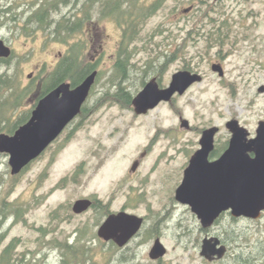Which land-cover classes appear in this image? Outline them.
<instances>
[{
  "label": "rangeland",
  "instance_id": "374dc122",
  "mask_svg": "<svg viewBox=\"0 0 264 264\" xmlns=\"http://www.w3.org/2000/svg\"><path fill=\"white\" fill-rule=\"evenodd\" d=\"M155 1L138 0L137 4L148 6ZM41 2L0 0V39L13 52L10 62L0 66V74H7L18 87H36L39 80L33 79L53 71L71 44L84 46L85 63L95 52L87 35L91 22L87 26L83 22L81 31L66 42L51 39L42 31L29 36L23 28L25 18ZM81 3L88 10L89 0H76L69 6L60 4L55 18L71 13L78 18ZM3 9H9V14H2ZM151 13L138 25L140 30L131 42L130 32L119 36L116 22L101 21L106 32L112 34L111 46L120 38V48L115 51L107 47L100 62V76L87 99L85 117L71 123L18 175L11 174L9 155L2 153L0 203L6 200L13 205L5 207L7 215L0 218V254L13 243V258L19 264H121V253L130 255L129 264H155L148 256L151 242H135L120 251L97 235L95 223L104 219L103 209L73 218L71 204L86 195H96L103 203L116 196L114 207L118 208L125 199L122 193L133 185L147 196L154 195L153 199L149 197L153 209L162 207L165 197L173 196L184 178L187 152L197 147L203 129L221 125V138L227 140L230 131L226 122L240 110L243 120L251 125L250 86L243 85L238 95L236 78L239 65L244 63L249 68L254 49L264 40V0H165ZM219 27L226 34L222 45L215 42ZM199 28L200 33H195ZM121 50L125 53L124 73L117 64ZM169 52L175 55L166 61L164 54ZM219 59L224 62V77L211 68ZM180 70L201 73L203 80L146 114H136L132 102L122 105L112 98L123 87L133 100L153 77L165 85L163 88L168 87L172 75ZM36 101L32 93L25 95L10 122L28 112L31 115ZM181 119L187 120L190 127L181 126ZM135 161L139 163L133 171ZM17 205L25 209L20 219L14 214L16 207L12 208ZM136 213L146 211L137 209ZM163 242L167 248L163 264L177 263L182 258L185 264L189 258L195 259L193 264L203 263L194 245L179 246L170 232ZM245 247V253H250L249 245ZM235 252L234 248L230 251Z\"/></svg>",
  "mask_w": 264,
  "mask_h": 264
},
{
  "label": "water",
  "instance_id": "95a60500",
  "mask_svg": "<svg viewBox=\"0 0 264 264\" xmlns=\"http://www.w3.org/2000/svg\"><path fill=\"white\" fill-rule=\"evenodd\" d=\"M185 11L188 12L189 9ZM11 56L12 49L0 39V57ZM212 70L221 77L224 76L221 64L214 63ZM31 76L32 73L29 74ZM97 76L98 71L93 70L74 86L69 81L59 83L38 101L27 122L12 134L0 133V152L9 155L13 176L20 174L40 157L79 115ZM202 80L201 73L180 70L172 75L168 87L161 88L153 78L133 98L134 111L145 114L161 102L171 101L175 94L183 95L192 85ZM182 126L188 127L189 122L183 119ZM226 127L231 132L230 143L225 153L215 162H208L207 156L213 148L218 128L214 126L202 132L201 147L191 157L184 171L182 184L176 192L177 199L190 204L204 224L210 223L228 209L232 210L234 216L246 217H257L264 210L263 136L258 142L248 141L247 130L236 119L229 120ZM251 150L257 151L256 158L249 156ZM137 166L138 163L135 162L132 169L136 170ZM212 184L215 186L211 187ZM90 206L91 200L78 199L73 204V211L81 213ZM142 223L143 218L134 214H112L99 227L98 236L106 241L112 239L122 247L137 233ZM212 241H204L201 254L210 260L215 256L222 258L227 248L222 246L217 249L219 241ZM166 252V247L157 240L149 255L152 259H158Z\"/></svg>",
  "mask_w": 264,
  "mask_h": 264
},
{
  "label": "flooded vegetation",
  "instance_id": "af4514ba",
  "mask_svg": "<svg viewBox=\"0 0 264 264\" xmlns=\"http://www.w3.org/2000/svg\"><path fill=\"white\" fill-rule=\"evenodd\" d=\"M120 6L124 9L125 15H127L129 10V0H119V6L116 10H114L113 0H89L88 10L90 14L89 15L90 20H85V26H87V24L91 22L90 29L87 30V35L90 36V48L93 47L96 48L94 54L91 56L90 62L85 63V61H83L87 66V71L84 77L89 73H91L93 70H97L98 71L97 79H98L101 73L100 62L106 56L107 47L108 46L114 47L115 51L118 48H120V41H121V40L119 41L120 38L116 39L114 45L111 46L109 40H112V34L107 33L106 28L101 23V21L102 22L110 21L112 23L113 22L117 23L116 17L114 16V12H118L120 10ZM79 10L82 14V15L80 14L79 17L81 18L84 16L86 17L87 6L82 4V6L79 7ZM118 25H115L116 31L119 34V36L121 35L122 38L123 35H125L123 30L124 28L122 29L120 27L121 28L120 29ZM58 63L59 61L56 63V65H54V67H56ZM214 63H219L222 65L225 76L224 62L219 59L217 61H214L212 65ZM84 77L81 79V81L84 79ZM153 78L157 80L156 77ZM157 82L161 88L165 86L159 83L160 81L157 80ZM245 84H248L250 86V91H251L250 99H249L250 118H252L251 125H249L248 122H245L243 120L242 118L243 112L241 110L237 111L236 114L232 116V119H236L239 122V124L247 130L248 141L257 140L256 142H258L259 138L263 136L262 143H264V40L260 43V45L257 48L254 49L252 58L250 60L249 68H246L244 63L239 65L238 67V73L236 78L238 95L242 93L240 89ZM145 85L146 83L144 84V86ZM37 103L35 104V106L37 105ZM86 104H87V100L85 101L82 107V111L83 108L86 106ZM82 111L79 113V115L76 118H74V120L71 123H73L79 117L82 116L83 113ZM138 115L140 116L141 114ZM182 120L183 119H181V126H182ZM69 125L66 128H68ZM214 126H216L218 130L214 137L213 148L209 151L207 156L208 162L217 161L225 153V151L229 146L230 138H231V132H230V137L227 140H222L221 134L223 128L221 125L211 124L207 128ZM189 127L190 125L186 128ZM205 129L201 131V136H202V132ZM200 147L201 144L199 141L196 148H193L187 152L189 157L186 163L184 164V166L187 167L189 165L191 157ZM248 154L251 158H256L258 153L255 150H251L249 151ZM135 162L139 163L138 161ZM143 181L144 179L142 180V182ZM182 181L176 185V188L174 190V195L169 198L165 197L164 200L165 203L163 204L162 207H159L157 209H153V207H151V201L149 200L150 198L153 199L154 195L147 196L143 191L140 192V190L134 189V186L132 185L130 186L129 189L124 190V192L122 193L125 199L118 208L114 207L115 202L117 201L116 196L109 197L107 199V202L103 203V201L96 195L95 196L86 195V196H81L78 199L85 198L91 200V206L87 210L81 213H76L73 211V204L75 203V201L78 200L76 199L74 203H72L70 206L72 211L70 212V214L73 218H75L82 216L90 211H94L97 208L99 209V212L100 210L103 209L102 214L105 215L104 219L100 221V223L98 222L95 223L96 226H98V229L102 225V223L107 219L108 216L112 214H117L119 212H126L143 218V223L140 229L127 242V244H125L122 247H120L112 239L106 241L105 239L100 238L98 236L100 239L104 240L105 242L111 243V245L116 246V248L119 249L120 251H122V249L129 247L135 242L138 243L151 242L152 243L150 247L151 250V248L153 247V245L157 240H160V242L164 245L163 242L164 236L168 232H170L173 238L179 243V246L184 245L185 247H189L191 244L194 245L193 247L198 251V255L203 261L202 264H230L231 261H233L232 264H264V210L261 211V213L257 217H246V216H234L232 210L228 209L222 211L210 223L204 224L202 219L193 211L192 206L190 204L187 203L185 204L177 199L176 192L178 188L181 186ZM137 186L138 185H135V187ZM214 186L215 184L211 185V187ZM211 187L209 186V188ZM137 209H139V212L141 209H145L146 213L145 214L136 213ZM234 223L235 225L233 226ZM97 235H98V230H97ZM210 239L213 240L212 241L213 243L215 242L214 241L215 239L219 241V243L216 246L217 249L222 246H225L227 248V251L222 258L213 256L214 258L210 260L201 254L203 250L204 241ZM245 240L249 241V243L242 242ZM232 241L234 242V245ZM245 245H249V248H251L250 253L248 252L245 253V249H246ZM233 248L236 250V252L231 254L230 251ZM149 253L148 256L150 257ZM164 256L158 259H152L150 257V259L151 261L155 262V264H163ZM121 257H120V262L121 260L125 262L123 264H129V262L131 261L130 255L128 253H121ZM194 260H195L194 258H189L188 264H193L192 262ZM173 264H185V260L184 258H182V260H178L177 263H173Z\"/></svg>",
  "mask_w": 264,
  "mask_h": 264
},
{
  "label": "trees",
  "instance_id": "16d2710c",
  "mask_svg": "<svg viewBox=\"0 0 264 264\" xmlns=\"http://www.w3.org/2000/svg\"><path fill=\"white\" fill-rule=\"evenodd\" d=\"M73 1L76 0H43V2L39 3L38 6L33 9L31 14H29L25 18L23 28L27 29V34H30L29 36L35 35L36 33L38 34L39 31H42L45 33L47 32L49 34V38L51 39L66 42L68 38L81 31V27L83 26V22H85V20H90L89 10H87L86 17L84 16L82 18H77L75 16V13L64 15L58 20L55 18V14L58 12L60 4L69 6V4L73 3ZM164 1L165 0H157L151 5H143L139 7L137 4L138 0H129L130 8L127 15H125L124 9L121 6L118 12H114L117 23L122 29L124 28L123 30L125 35L127 33L129 34L130 32V42L133 40L134 34L138 33L140 30L137 29L138 25H140L141 22L145 20V18L152 14L151 12L155 11L159 6H161ZM113 4L114 10H116L119 6V0H113ZM1 11L4 14H9L10 12L9 9H3ZM200 29L201 28L197 29L195 33L199 34ZM193 31L194 30L189 31L188 34H192ZM212 33L214 32H211L210 34ZM215 34V42L222 45L226 37L223 28L219 27L218 30L215 31ZM208 37L210 38V36ZM124 45L125 42L123 43L122 48H125ZM169 47L171 48V44H169ZM83 48L84 46L80 43L71 44L68 50L65 52L64 56L59 60L57 66L53 68V71H50L47 76L39 75L33 79V81H35L36 79L39 80L37 81V84H35L36 87H33L32 85L31 87L25 88L18 87L13 83V80L8 77L7 74H0V133L4 131L13 133L20 125H22L29 119L30 112L18 117L16 121L10 122L13 112H16L19 109V106L24 102L25 95L32 93L33 99L37 100V103L47 92L56 87L59 83L70 81L74 86L81 81L87 71V66L83 62ZM174 55V52L164 54L166 61L171 60ZM12 56L9 58L0 57V66L3 63H9ZM119 56L118 66H121V72L124 73L125 68L123 67V57L125 56V53L123 50L119 52ZM112 98L115 101H120L122 105H131L132 102L130 93L128 91H125L123 87H120L115 94H112ZM8 112L9 114H7ZM82 112V115H84L85 117L87 113L86 107L83 108ZM2 157L3 155L0 152V162ZM81 166L82 164L76 167V173L79 171ZM26 168H24V170ZM24 170L22 172H24ZM65 180L66 178L63 181ZM10 205H13V203L6 200L1 201L0 218L7 215L5 207L9 208ZM14 207H16V211H14L15 215L18 216V219L22 218V214L25 209H22L19 205L12 206L13 209ZM13 248L14 244L12 243L1 252L0 264H19L17 261L18 259L16 260L13 258ZM120 263L123 264L125 262L121 260Z\"/></svg>",
  "mask_w": 264,
  "mask_h": 264
},
{
  "label": "bare ground",
  "instance_id": "6f19581e",
  "mask_svg": "<svg viewBox=\"0 0 264 264\" xmlns=\"http://www.w3.org/2000/svg\"><path fill=\"white\" fill-rule=\"evenodd\" d=\"M3 14V13H2Z\"/></svg>",
  "mask_w": 264,
  "mask_h": 264
}]
</instances>
